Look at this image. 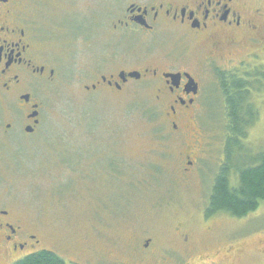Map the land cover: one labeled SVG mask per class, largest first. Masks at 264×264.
Segmentation results:
<instances>
[{"label":"rangeland","instance_id":"1","mask_svg":"<svg viewBox=\"0 0 264 264\" xmlns=\"http://www.w3.org/2000/svg\"><path fill=\"white\" fill-rule=\"evenodd\" d=\"M112 1L36 5L50 37L46 49L60 60L61 84L44 93L34 134L0 133V206L30 222L39 241L6 264L42 250L65 264H183L228 245L237 249L233 264H264V205L241 219L204 216L226 135L224 99L213 83L203 84L212 98L196 117V139L172 133L163 115H155L150 94L85 92L94 78L90 69L99 79L112 60L98 39L69 36L61 16L93 9L102 17ZM81 75L88 81L79 83ZM262 94L253 99L258 120L239 160L264 152ZM17 113L0 104L5 124Z\"/></svg>","mask_w":264,"mask_h":264},{"label":"flooded vegetation","instance_id":"2","mask_svg":"<svg viewBox=\"0 0 264 264\" xmlns=\"http://www.w3.org/2000/svg\"><path fill=\"white\" fill-rule=\"evenodd\" d=\"M259 1L113 0L102 17L93 9L82 15L74 11L61 16V23L72 38L98 39L101 53L112 60L109 73L99 79L90 69L94 78L83 85L85 92L150 94L155 115H163L172 133L196 139V117L206 114L204 104L212 98L203 84L213 83L223 98L224 73L248 74L260 87L251 98L263 95L264 79L255 75L264 74V7ZM38 3L0 0V104L18 112L6 124L0 119L1 134L14 128L34 134L44 93L61 84L60 60L46 49L48 30L34 14ZM87 78L81 75L78 81ZM31 230L30 222L0 206V264L37 247ZM236 250L228 245L183 264H233Z\"/></svg>","mask_w":264,"mask_h":264},{"label":"trees","instance_id":"3","mask_svg":"<svg viewBox=\"0 0 264 264\" xmlns=\"http://www.w3.org/2000/svg\"><path fill=\"white\" fill-rule=\"evenodd\" d=\"M255 75L264 79V74ZM251 77L253 75L246 74L243 78L231 73H224L223 78L220 77L226 135L222 162L214 177L204 209L206 219L219 213L241 219L264 205V152L239 160L241 153L242 157H245L243 142L248 138V131L258 120V110L251 98V92L255 89L259 91L260 87L259 83L252 82ZM14 264L65 262L56 254L42 250L29 254Z\"/></svg>","mask_w":264,"mask_h":264},{"label":"water","instance_id":"4","mask_svg":"<svg viewBox=\"0 0 264 264\" xmlns=\"http://www.w3.org/2000/svg\"><path fill=\"white\" fill-rule=\"evenodd\" d=\"M36 115H32L31 117H35ZM25 132L26 133H31L32 132V129H30V128H27V129H25Z\"/></svg>","mask_w":264,"mask_h":264}]
</instances>
